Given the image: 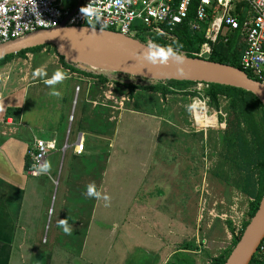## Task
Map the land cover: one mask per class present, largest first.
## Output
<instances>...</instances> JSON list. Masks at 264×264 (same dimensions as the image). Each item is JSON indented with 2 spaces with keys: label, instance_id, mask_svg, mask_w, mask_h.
Returning <instances> with one entry per match:
<instances>
[{
  "label": "rangeland",
  "instance_id": "374dc122",
  "mask_svg": "<svg viewBox=\"0 0 264 264\" xmlns=\"http://www.w3.org/2000/svg\"><path fill=\"white\" fill-rule=\"evenodd\" d=\"M41 51L34 54L45 57L51 66L61 64L52 50ZM10 61L1 66L0 78L6 73H20L29 65ZM96 85L98 90L90 92V96L97 93L98 99L104 101L107 91V101L112 106L84 111L79 121L78 106L72 107V100L77 102L80 96L72 95L63 119L61 94L59 100L58 95H48L35 103L43 118L47 117L45 121L61 126L64 133L72 124L70 142L76 136V122L87 124L96 137L94 151L87 156V174L66 171L64 191L49 180L47 209L43 214L39 211L40 217L27 227L31 249L26 250L29 254L24 264H151L156 257L157 264H170L180 253L192 256L196 264H209L213 257L234 247L236 229L250 220L252 198L234 185L233 176L226 182L214 175V163L220 160L214 152L220 144L214 141L223 128L204 132L193 124L194 95L189 91L194 85L185 88L188 91L176 87L165 96L160 91L136 90L133 97L113 82L109 86ZM220 102L224 109L226 99ZM122 155L132 168H117L121 167L120 161L114 164V160ZM68 156L69 153L63 162ZM61 157L60 154L55 168H48L54 180L59 176ZM138 158L145 159V171L135 167ZM88 185L94 186L98 197L87 195ZM62 195L66 215H61L60 220L67 221V234L52 216L59 209L57 203ZM33 230L38 233L36 238L31 236ZM189 243L194 250L182 248ZM13 264H17V258Z\"/></svg>",
  "mask_w": 264,
  "mask_h": 264
},
{
  "label": "built area",
  "instance_id": "2783aa9c",
  "mask_svg": "<svg viewBox=\"0 0 264 264\" xmlns=\"http://www.w3.org/2000/svg\"><path fill=\"white\" fill-rule=\"evenodd\" d=\"M194 4L195 0H81L75 11L66 6L65 0H0V45L62 22L66 25L95 23L98 28L131 36L136 33V23L161 35H168L184 24L198 32L206 24L205 40L194 54L206 57L212 53L219 37L227 42L232 33L238 32L243 44V70L264 83V0H198L192 10ZM209 86L207 82L196 81L191 89L196 93L191 102V119L204 132L209 128H223L228 115L221 104L216 107L210 103L206 94ZM76 89L79 90V86ZM53 149L52 142L36 140L29 153L32 160L29 175L37 177L46 173L40 171V166ZM83 151L84 139L80 133L74 152L82 154ZM244 229H236L237 235ZM256 254L264 261V238Z\"/></svg>",
  "mask_w": 264,
  "mask_h": 264
},
{
  "label": "crops",
  "instance_id": "0c3cea01",
  "mask_svg": "<svg viewBox=\"0 0 264 264\" xmlns=\"http://www.w3.org/2000/svg\"><path fill=\"white\" fill-rule=\"evenodd\" d=\"M46 61L45 57L36 56L30 52L23 57L14 56L9 62L10 64L11 62L23 65L29 63L28 67L22 68V71L15 75L6 73L0 78V264H13L14 258H17V264H24V259L29 254L26 250L31 249L27 242L31 239L27 227L31 223H35L37 216L40 217V212L43 214V211L47 209L51 187L49 180L60 185L64 191L65 188L62 187V184L66 171L69 172L70 170V158L73 159V156L81 155L74 152V145L80 133L83 134L84 139V151L82 153L87 155L94 150L96 134L91 133L87 124L82 126L76 122L74 129L76 136L74 141L70 142L72 124L69 125L70 129L66 133L61 130V126L50 125L51 122L45 121L47 115L44 113L46 117L44 119L38 108H35L37 100L52 95V91L56 89L58 100L61 94L63 119L69 109L72 95H76L78 98L80 96L81 101L79 99L77 102L75 99L72 100V107L78 106V110H76L78 121L84 111L90 113L95 107L112 106L108 104L107 98H110V95H107V91H104L106 97L104 101L103 98L102 100L98 99L97 93L96 96H90V92L98 90L94 88L97 86L96 78L72 71L62 64L51 66ZM37 69L43 70L44 75H34L33 73ZM57 70L64 74V79L55 85H46L43 81L50 78ZM104 85L109 86V82L104 83ZM77 86L80 88L78 91H76ZM59 88L61 91H58ZM110 92L111 89L109 88L108 93ZM30 97L34 100L30 101ZM101 97L103 96L101 95ZM8 108L19 109V112L14 111L8 115ZM109 118L111 120L110 115ZM39 139L50 141L55 145V149L50 150L45 160L50 169L57 166V162L60 160L58 157L60 154L62 156L59 176L56 180L52 178L48 170L46 173L34 177L29 175L25 168L26 158L33 149L36 140ZM65 145L66 148L64 149ZM69 149L71 151L67 152ZM67 153H69L67 161L64 160L63 162ZM142 160L138 158L135 167L139 166L141 171H145V159ZM114 161L116 162L114 164L120 161L121 167L117 168L123 169L126 166L132 168L129 159L124 155L119 160ZM110 162L111 159L108 163L110 164ZM107 172H109L108 167L105 175ZM59 177H61L60 181ZM103 184L108 185L105 180ZM63 203L64 195L58 199L59 209L52 212L56 225H58L61 215H64ZM48 212L50 214L51 209ZM37 234L33 230L31 236L34 235L36 238Z\"/></svg>",
  "mask_w": 264,
  "mask_h": 264
},
{
  "label": "trees",
  "instance_id": "16d2710c",
  "mask_svg": "<svg viewBox=\"0 0 264 264\" xmlns=\"http://www.w3.org/2000/svg\"><path fill=\"white\" fill-rule=\"evenodd\" d=\"M197 2L198 0H195L192 10ZM65 4L70 9H75L78 0H65ZM86 25L98 27L95 23ZM206 26L204 24L201 31L193 32L184 24L176 27L175 31L168 35H161L147 29L140 23H136L134 24L136 33L133 36L144 43L151 42L161 48L171 47L176 54L185 53L187 56L197 57L194 53L200 50L205 40ZM44 48L52 50L59 57L64 67L96 78L99 84L113 82L116 86L125 88L128 97H133L137 93L136 90H142L141 92L160 91L165 96L169 92H173L176 87L181 88L183 91H188L185 88L196 83V81L186 80H151L113 71L99 70V72H96L82 69L67 63L62 56L56 53V49L51 45L37 46L24 49L15 54H9L0 59V67L4 66L14 56L21 55L23 57L28 52H40ZM242 51L243 44L240 42L239 33L234 32L230 35L227 42H223L222 37H219L218 41L213 44L212 53L203 58L214 62L225 63L243 70L241 65ZM248 75L253 78L251 73L248 72ZM209 85L206 94L210 97V103L219 107L221 99L225 98V109L228 113L226 127H223L216 139L213 137L215 143L223 144V141L225 142V148L220 145L218 150H214L220 160L214 163L215 168L213 173L216 177H220L226 182L230 180V176H233L234 185L242 193L252 198L248 212V216L251 218L258 209L259 202L264 193V106L256 95L245 89L215 83H209ZM189 94L195 95L196 93L189 91ZM14 111L18 113L19 109L8 108L7 114H12ZM222 148L224 152H222ZM90 154L86 155L82 153L80 156H73V164L71 162V166H69L70 172L72 170L75 174H87L89 168L87 163L89 158L87 156H91ZM222 157H224V160H222ZM31 165V156L28 154L25 163L27 171ZM248 222L245 223L244 227H246ZM240 236L234 239V245L239 241ZM193 247L194 245L189 243L182 248L194 250ZM232 248L213 257L209 264H224ZM144 262L150 263L149 260ZM157 262L158 258L156 257L151 264H157ZM170 264L196 263L193 261L192 256L190 257L188 254L180 253L179 255H175L174 260L170 261ZM249 264H264V261L255 253Z\"/></svg>",
  "mask_w": 264,
  "mask_h": 264
},
{
  "label": "water",
  "instance_id": "95a60500",
  "mask_svg": "<svg viewBox=\"0 0 264 264\" xmlns=\"http://www.w3.org/2000/svg\"><path fill=\"white\" fill-rule=\"evenodd\" d=\"M81 0L75 11L79 8ZM51 45L67 63L86 70L124 73L151 80L198 81L245 89L256 95L264 106V83L251 78L237 67L190 57L185 53L179 62L152 63L145 57L149 47L134 36L89 25H66L38 29L0 45V59L28 48ZM264 238V193L258 209L250 218L239 241L224 264H249Z\"/></svg>",
  "mask_w": 264,
  "mask_h": 264
},
{
  "label": "clouds",
  "instance_id": "9594fccd",
  "mask_svg": "<svg viewBox=\"0 0 264 264\" xmlns=\"http://www.w3.org/2000/svg\"><path fill=\"white\" fill-rule=\"evenodd\" d=\"M153 46L149 47V51L145 57L146 60L151 61L152 63H159V64H165L169 60H172L173 62H179L182 60V57L178 56L176 52L172 50L171 47H166V48H161L156 46L155 50H152ZM34 75H41L43 76V70L37 69L33 73ZM64 79V74L57 70L55 71L52 76L48 79H45L43 82L46 85L52 86L57 84L58 82L62 81ZM52 95H58V93L53 90ZM49 168V165L47 163H44L43 165L40 166V171L44 172L47 171ZM87 195L89 197H98L99 193L95 191L93 185H88L87 186ZM105 200H107V196H105ZM59 226L62 228V230L67 234L70 231V227L67 224V221L64 219H61L58 222Z\"/></svg>",
  "mask_w": 264,
  "mask_h": 264
},
{
  "label": "flooded vegetation",
  "instance_id": "af4514ba",
  "mask_svg": "<svg viewBox=\"0 0 264 264\" xmlns=\"http://www.w3.org/2000/svg\"><path fill=\"white\" fill-rule=\"evenodd\" d=\"M227 125V124H226ZM226 125L224 126V128L226 127ZM224 140V139H223ZM221 145V147L222 146H224V148H225V142L223 141V144H220ZM222 160H224V157H222Z\"/></svg>",
  "mask_w": 264,
  "mask_h": 264
}]
</instances>
